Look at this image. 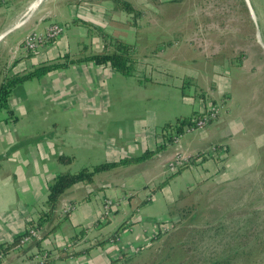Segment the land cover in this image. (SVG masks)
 <instances>
[{
  "label": "crops",
  "instance_id": "obj_1",
  "mask_svg": "<svg viewBox=\"0 0 264 264\" xmlns=\"http://www.w3.org/2000/svg\"><path fill=\"white\" fill-rule=\"evenodd\" d=\"M115 1L0 0V81L7 71L64 64L17 87L10 97L11 117L0 112V245L20 238L36 222L46 209L48 187L56 175L72 173L70 163L77 160L81 169H89L151 153L137 163L96 173L91 183L79 182L68 188L44 228V232L52 231L25 246L21 254L6 256L0 264L126 263L131 251L137 252L142 245L149 248L153 240L160 239L159 228L176 223L175 212L189 205L185 201L193 190L208 182L221 185L236 173L239 165L235 164L242 163L243 154L231 153L246 132L242 113L237 110L242 104L230 93V74L212 82L203 72L185 71L177 74L173 83L165 74L154 83L147 82L145 76L136 77L135 71L124 76L93 62H70L87 56L81 52L86 43L91 53H103L111 38L135 50L123 24L128 14L116 9ZM123 1L146 17L150 0ZM173 10L180 17L175 20L179 19V26L174 34L183 37L186 44L182 45L193 52L190 59L220 57L228 67L253 74L262 70L264 0H180ZM184 12L187 17L182 19ZM202 17L205 20L199 21ZM51 23L65 26V32L30 58L20 49L21 40L28 33L44 32ZM32 60L40 65L28 66ZM190 75V80L185 79ZM28 92L29 98L40 92L42 102L28 98L25 103ZM222 95L227 109L219 121L183 134L179 140L180 153L197 158L167 180L170 174L164 166L177 150L164 144L165 133L178 122L202 114ZM8 124L22 131H4ZM40 125L45 130H37ZM168 125L171 128L167 130ZM211 148L218 149L216 156L209 155ZM74 149L78 158L70 154ZM66 155L72 159L61 164L58 158ZM106 201L123 203L126 210H116L102 220ZM68 204L75 208L62 216ZM78 233L82 235L71 244Z\"/></svg>",
  "mask_w": 264,
  "mask_h": 264
},
{
  "label": "rangeland",
  "instance_id": "obj_2",
  "mask_svg": "<svg viewBox=\"0 0 264 264\" xmlns=\"http://www.w3.org/2000/svg\"><path fill=\"white\" fill-rule=\"evenodd\" d=\"M174 3L170 0H150L148 9H145L146 17L141 14L134 20L128 15L124 19L123 24L130 31L125 33L134 40L132 58L135 60V76L142 79L145 76L147 82L156 83L167 75L169 82L173 83L177 74L185 71L197 75L203 72L212 82L230 74V93L242 104L237 110L242 113L246 132L245 136L237 140L231 153L243 154V160L241 165L235 164L239 167L231 179L223 180L219 186L208 182L193 190L185 201V205H189L175 212L176 223L169 224L168 232L161 235L159 240H153L149 248L142 245L137 252L131 251L126 263L119 264H264V57L261 59L262 70L254 71L255 74L239 67H228L226 59L220 57L201 55L197 56L198 60L190 59L193 52L182 45L186 44L183 37L179 39L174 34L179 26V19L175 22L179 15L173 10ZM184 17H187L186 12L182 13L181 18ZM198 20L205 19L202 17ZM81 52L90 55L89 43H86V50ZM28 54L30 58L34 57V53ZM30 64L40 65L33 60L27 62L28 66ZM151 71L155 72L150 74ZM158 71L163 72L161 76L156 75ZM190 77L185 79L190 80ZM187 80L184 82L186 85ZM23 85L16 88L20 89ZM24 97L27 103L29 92ZM220 97L215 102L220 101ZM29 101L42 102L40 92L31 95ZM223 102L224 109L216 122L226 112L227 99L224 98ZM39 107L42 105L39 104ZM27 109L30 110V107L27 106ZM253 112L256 120L252 116ZM7 126L4 128L6 132L22 131L17 125ZM2 127L0 124V129ZM175 129L168 130L165 135L175 132ZM37 130L43 131L45 126H38ZM248 144L250 147H244ZM70 154L78 158L75 149ZM69 170L72 173L81 170L77 160L69 164ZM67 214L62 212V216Z\"/></svg>",
  "mask_w": 264,
  "mask_h": 264
},
{
  "label": "trees",
  "instance_id": "obj_3",
  "mask_svg": "<svg viewBox=\"0 0 264 264\" xmlns=\"http://www.w3.org/2000/svg\"><path fill=\"white\" fill-rule=\"evenodd\" d=\"M170 1H174V2H178L180 0H170ZM116 9L117 10H122L123 12H125L128 15H131L132 18L135 20L136 18L139 17L140 13H138L129 3L123 1V0H116ZM132 46L121 42L119 40H116L114 38L108 39L105 43V48H104V52L101 54H95V55H87L84 58H78L76 60L70 61L71 63H80V62H93L97 65H102L105 66L107 68H110L116 72H118L121 75L124 76H132L133 72H134V63L135 60L132 58ZM64 64L61 63H49V64H43L40 65L38 67L33 68L32 70H29L27 72L24 71H19L16 73L7 71L4 73L1 81H0V112L4 111L5 113H7L10 117H11V108H10V97H11V93L13 91L14 88H16L18 85L23 84L24 82L31 80V79H36V78H41L42 76H44L48 71L50 70H54L56 68H59L60 66H62ZM66 65V63H65ZM185 123H177V127L175 129L176 133H181L182 130V126ZM171 126L168 125L167 126V130L170 129ZM151 155V153H145L144 155H142L139 158H128V159H123L117 162H106V163H101L98 164L92 168H84L79 170L76 173H67V174H59L56 175L52 181V183L50 184V186L48 187V194H47V198H46V202H45V206L46 209L44 211H42L38 217V219L36 220V222L34 223L37 227L41 228L44 232V228L47 226V224L51 221L52 216H53V212L56 208V205L58 203V200L60 198V196L71 186H73L76 183H91L93 180V176L96 173L99 172H103V171H107L110 169H113L117 166L120 165H130V164H134L137 163L141 160H143L144 158H147ZM196 158V157H195ZM195 158H193L191 161L195 160ZM58 161L61 164H68L70 162V158L67 156H60L58 158ZM190 161V163H191ZM190 163L180 167L175 173H172L169 175V177L167 178V180L176 175L177 173H179L180 171H182L183 169L187 168ZM167 180H165L167 182ZM165 184L161 183L158 188H160L161 186H163ZM32 225V224H31ZM53 228H50L48 232L52 231ZM47 232L45 231L43 233L42 236H40L41 238L44 237V235L47 234ZM82 235V233H78L76 236H74L70 243L72 244V242L74 240H77L80 238V236ZM160 236V234L158 235ZM157 236V237H158ZM19 240V238L15 239L12 243L6 244V245H0V249H2L3 251L6 249H9L10 247H12L15 243H17V241Z\"/></svg>",
  "mask_w": 264,
  "mask_h": 264
},
{
  "label": "built area",
  "instance_id": "obj_4",
  "mask_svg": "<svg viewBox=\"0 0 264 264\" xmlns=\"http://www.w3.org/2000/svg\"><path fill=\"white\" fill-rule=\"evenodd\" d=\"M64 33V26L58 23H51L47 26L44 32L42 33H28L21 40L20 46L26 53H35L40 49L47 46L49 43L54 42L59 37H61ZM224 98H220V101L209 103L204 112L198 116L193 117L189 121H187L183 126L181 133L169 132L168 137L164 139V144L168 146L175 147L177 152L174 158L169 161L165 165V171L167 173H174L180 167L188 164L191 158L188 156H183L179 151V140L183 134H188L196 130H204L208 128L210 125L215 123L219 116L222 114L224 109ZM218 153L217 148H211L209 155L216 156ZM74 205H66L63 209V214L70 213L74 210ZM121 210L125 211L126 206L122 204H117L112 201H106L104 204L103 212L101 215V219L105 220L112 216L114 211ZM42 229L37 227L35 224L29 226L22 236L19 238L17 243H15L12 247L6 250L0 249V263L1 261L8 255H19L22 253V250L25 246L30 244L31 242L38 240L42 234ZM168 232V227H161L157 232L159 234H165ZM156 235V236H157Z\"/></svg>",
  "mask_w": 264,
  "mask_h": 264
}]
</instances>
